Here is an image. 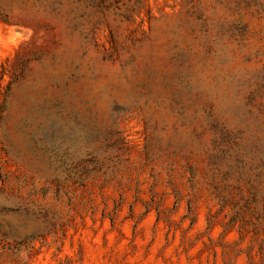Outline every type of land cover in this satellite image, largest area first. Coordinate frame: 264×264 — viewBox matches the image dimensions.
Returning <instances> with one entry per match:
<instances>
[{
    "label": "rangeland",
    "instance_id": "1",
    "mask_svg": "<svg viewBox=\"0 0 264 264\" xmlns=\"http://www.w3.org/2000/svg\"><path fill=\"white\" fill-rule=\"evenodd\" d=\"M0 264H264V0H0Z\"/></svg>",
    "mask_w": 264,
    "mask_h": 264
}]
</instances>
